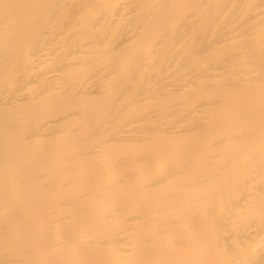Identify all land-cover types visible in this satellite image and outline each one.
<instances>
[{
  "label": "bare ground",
  "instance_id": "1",
  "mask_svg": "<svg viewBox=\"0 0 264 264\" xmlns=\"http://www.w3.org/2000/svg\"><path fill=\"white\" fill-rule=\"evenodd\" d=\"M0 264H264V0H0Z\"/></svg>",
  "mask_w": 264,
  "mask_h": 264
}]
</instances>
